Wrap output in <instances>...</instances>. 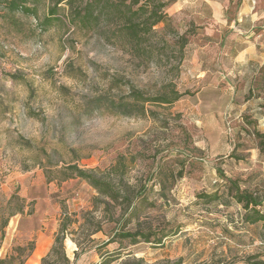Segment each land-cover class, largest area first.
Here are the masks:
<instances>
[{
	"label": "rangeland",
	"instance_id": "obj_1",
	"mask_svg": "<svg viewBox=\"0 0 264 264\" xmlns=\"http://www.w3.org/2000/svg\"><path fill=\"white\" fill-rule=\"evenodd\" d=\"M54 2L28 0L34 15L0 7V260L34 264L44 237L51 246L41 264L64 215L70 264L264 260L261 224H244L242 206L226 194V179L264 194V74L243 80L215 46L193 61L198 27L168 15L136 49L119 36L122 21L109 9L92 27L73 22L81 0L59 3L45 28ZM170 89L187 94L163 106L130 98ZM69 166L110 172L131 202L106 205L87 182L66 178ZM213 191L218 202L197 198ZM13 194L21 202L10 210ZM17 204L22 213L3 227ZM135 230L169 236L162 246L116 238Z\"/></svg>",
	"mask_w": 264,
	"mask_h": 264
},
{
	"label": "trees",
	"instance_id": "obj_2",
	"mask_svg": "<svg viewBox=\"0 0 264 264\" xmlns=\"http://www.w3.org/2000/svg\"><path fill=\"white\" fill-rule=\"evenodd\" d=\"M62 1H67V4H72V0H56L53 6L48 10L47 16L42 20L41 25L45 28L52 25L57 20L58 4ZM81 0V8L73 15V22L84 26L92 27L100 21L103 11L109 9L113 11L114 15L119 18L121 25L119 27V36L130 42L133 49L138 48L139 42L142 36L152 30V27L156 26L160 22H164L167 19V14L164 12L167 3L163 0ZM28 0H0V7L8 10L11 13L20 12L25 15H34L35 9L26 5ZM183 45H186V39L181 38ZM258 74H264V65L260 68ZM187 93H178L175 89H170L167 93H162L154 97H144L140 92L134 91L130 94L133 103L143 107V104L149 103L150 105L163 106L171 105ZM66 178L76 177L89 184L94 190L97 191L100 197L104 198L106 205L112 202H118L119 199L123 201V204L128 205L131 202V195L128 191H120L113 187L112 175L110 172L98 176L93 171H84L78 169L75 166L67 167ZM180 176V175H179ZM228 182L226 188V194L229 198H232L237 204L242 206L244 214L241 219L244 224H261V234L264 237V194L253 193L247 190L240 189L235 180L226 179ZM164 188L159 190L160 194H163ZM197 198L204 204H211L218 202L221 195L217 191L210 193H202ZM17 203L21 200L13 194L6 207L11 210V204L13 201ZM18 205V204H17ZM23 208L21 205L12 209L6 218H3L2 226H6L10 217L17 213H22ZM134 216V211L130 213V217ZM63 221L59 228V232L54 238L53 245L48 254L41 259V264H49V260L53 259V264H70L69 259L66 257L64 251V240L66 238V230L70 225L69 219L64 215ZM169 234H154L150 232H142L135 230L133 232L118 233L116 238L120 240H128L130 245L137 244L139 242L153 243L155 246H162L163 239L167 238ZM18 256L23 255V250L18 249ZM33 251V245H31L28 257ZM25 257V258H26ZM256 257H247L246 264H264V260L252 261ZM142 259H138L137 264H141ZM6 260H0V264H5ZM12 263V262H11ZM179 259L175 264H180ZM19 264H24V260H21ZM99 264H109V261L103 260ZM126 264V263H123Z\"/></svg>",
	"mask_w": 264,
	"mask_h": 264
},
{
	"label": "crops",
	"instance_id": "obj_3",
	"mask_svg": "<svg viewBox=\"0 0 264 264\" xmlns=\"http://www.w3.org/2000/svg\"><path fill=\"white\" fill-rule=\"evenodd\" d=\"M165 13L185 27L197 26L195 59L202 49L218 47L222 57L238 65L243 80L252 79L264 65V0H163ZM50 241L39 237L33 252L36 264Z\"/></svg>",
	"mask_w": 264,
	"mask_h": 264
}]
</instances>
